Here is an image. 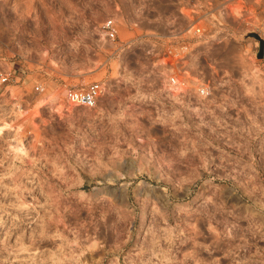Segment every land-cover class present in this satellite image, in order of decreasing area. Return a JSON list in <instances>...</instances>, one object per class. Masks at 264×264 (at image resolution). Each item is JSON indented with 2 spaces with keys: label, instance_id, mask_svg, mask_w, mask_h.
Instances as JSON below:
<instances>
[{
  "label": "rangeland",
  "instance_id": "1",
  "mask_svg": "<svg viewBox=\"0 0 264 264\" xmlns=\"http://www.w3.org/2000/svg\"><path fill=\"white\" fill-rule=\"evenodd\" d=\"M115 6L129 22L173 13L147 0H0V55L105 86L92 109L58 115L39 97L0 108L12 121L0 264H264V33L239 26L207 53L212 96L158 108L137 98L153 91L143 55L105 62L99 27Z\"/></svg>",
  "mask_w": 264,
  "mask_h": 264
},
{
  "label": "built area",
  "instance_id": "2",
  "mask_svg": "<svg viewBox=\"0 0 264 264\" xmlns=\"http://www.w3.org/2000/svg\"><path fill=\"white\" fill-rule=\"evenodd\" d=\"M147 1L171 5L173 13L166 20L158 17L129 22L115 6L116 13L102 21L99 31L109 49L105 62L120 63L125 54L137 52L148 60L147 86L153 91L137 98L158 108L180 106L187 97L198 102L212 96L217 63L207 59V53L232 39L239 26L254 25L260 37L264 33V0ZM151 10L143 8L142 13ZM47 75L42 64L31 68L20 58L0 55V108L10 110L13 105L22 112L39 97L38 108L59 115L74 108L92 109L100 103L104 83L75 86L60 76Z\"/></svg>",
  "mask_w": 264,
  "mask_h": 264
},
{
  "label": "bare ground",
  "instance_id": "3",
  "mask_svg": "<svg viewBox=\"0 0 264 264\" xmlns=\"http://www.w3.org/2000/svg\"><path fill=\"white\" fill-rule=\"evenodd\" d=\"M69 80V79H68ZM39 103V101H36V103ZM34 104V105H38V104ZM186 103V102H185ZM40 104V103H39ZM187 104V103H186ZM194 104V103H193ZM197 104V103H196ZM10 122H12V121H10ZM10 122L9 121H6V119L4 120V119H2V121L0 122V133L3 131V130H5V129H9V127H11V124H10ZM17 128V127H16ZM11 129H12V127H11ZM10 130V129H9ZM15 130V129H14ZM17 130V129H16ZM15 134V133H14ZM21 148V147H20ZM23 148V147H22ZM19 150V149H18ZM23 150V149H22ZM21 149H20V151H22ZM116 178L113 176V175H104V177H103V179H102V181H107V180H110V181H113V180H115ZM103 192L104 190H100V192Z\"/></svg>",
  "mask_w": 264,
  "mask_h": 264
},
{
  "label": "water",
  "instance_id": "4",
  "mask_svg": "<svg viewBox=\"0 0 264 264\" xmlns=\"http://www.w3.org/2000/svg\"><path fill=\"white\" fill-rule=\"evenodd\" d=\"M261 40V39H260ZM262 41V40H261ZM263 42V41H262ZM262 53H263V44L261 43L260 47H259V51L258 54L260 57H262Z\"/></svg>",
  "mask_w": 264,
  "mask_h": 264
}]
</instances>
